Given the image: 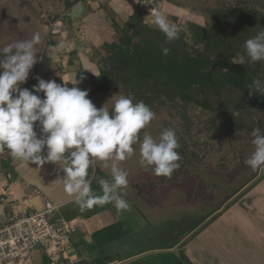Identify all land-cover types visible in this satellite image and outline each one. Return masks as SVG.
Listing matches in <instances>:
<instances>
[{
  "label": "rangeland",
  "instance_id": "obj_1",
  "mask_svg": "<svg viewBox=\"0 0 264 264\" xmlns=\"http://www.w3.org/2000/svg\"><path fill=\"white\" fill-rule=\"evenodd\" d=\"M27 1L30 8L34 10L36 6V10H38L37 0ZM92 1L84 0L89 5L86 8V14L89 12V7L91 8L93 5ZM105 1L106 3L109 2V0ZM44 2L40 0L42 7ZM125 2L127 7L123 9L111 3L106 6V10L101 9L99 11L104 25L103 28H100L102 29L100 30L101 38L96 40L100 41L97 44L98 47L103 43L119 42L121 35L110 22L117 20L120 23L117 22L118 26H123L133 13L136 4H140L142 1L127 0ZM178 2H184L186 6L191 8L195 5L200 8L212 5L211 0H178ZM45 4L50 7H58L59 2L46 0ZM143 5L147 9L144 20L150 26L158 28L153 23V17L156 11L166 14L165 8L162 9V3L160 5L154 3L156 9L148 4ZM3 7L0 3V35L8 33L14 41L28 40L32 38L34 33L38 32L37 30L28 32L32 28L27 27V21L23 15L12 10L11 16L15 17H9ZM9 9H11L10 4ZM59 11L56 10V12ZM51 13L54 14V12ZM81 19L70 20V18L65 17L64 20H58L53 18L51 20V24L53 23L51 37L55 38L66 28L70 29L71 27L76 30L74 25L78 26ZM46 20L49 21L48 18ZM168 20L178 25V22H174L170 17ZM188 20L199 25L204 24V18L201 14H192L187 10L185 14H180L179 23ZM7 23L11 26L9 27ZM109 28L113 29L115 34L109 35ZM96 33L99 31L96 30ZM82 36L86 39L85 34ZM41 43L36 46L37 49L40 48ZM77 78H79L78 74L76 75ZM57 83L62 84L63 82L57 80ZM79 88L81 90L89 89L86 84L81 83ZM117 96L99 95L91 101L98 109L103 107L105 103V106L111 107ZM154 113L155 118L141 130V137L147 133L154 139H158L161 131L165 128H172L175 132L179 129L178 120L172 119L169 110L161 109ZM189 113L192 118L199 114L197 110H190ZM165 124L168 125L165 126ZM192 140L207 144L199 148L200 162H195L188 169L189 176L181 178L177 183L166 181L161 184L159 177L154 174L153 166L141 164L139 143L133 146L135 153L132 157L118 162L119 167L128 173L129 183L121 189V194L131 205V211L119 214L125 219V226L128 230L127 235L123 236L124 239L118 242L119 245L123 246L122 250L124 251L122 252L126 250L127 253L134 254L156 248L171 250L170 248L178 243L179 250L177 248L174 252L163 253L162 257L157 255L156 258L154 255V258L162 260L163 264H264L263 170L259 171L254 179L226 201L229 194L233 190H238L254 173V170L245 164V160L249 158L255 147L251 138L244 133L228 134L223 130L217 135L200 134L195 138L193 137ZM0 153L5 158V154ZM108 163L109 167L106 168L104 162L98 160L94 162L95 170L92 173L95 172L96 182L101 178L111 180V161ZM260 174V179L254 182ZM0 182L3 183V180ZM32 189L28 186L24 191L35 197L36 194ZM13 191L14 194L17 192L19 193L18 196L21 195L16 186ZM224 202L225 204H223ZM233 202L235 203L231 205ZM108 205L112 215L118 214L114 202L108 203ZM226 205L231 206L227 209L228 206L225 208ZM223 208L224 211H222ZM218 212L220 213L216 215L218 216L216 220L213 222L210 220L204 224L207 219ZM182 241L183 243H181ZM69 253L72 252H66L65 255L67 256Z\"/></svg>",
  "mask_w": 264,
  "mask_h": 264
},
{
  "label": "trees",
  "instance_id": "obj_2",
  "mask_svg": "<svg viewBox=\"0 0 264 264\" xmlns=\"http://www.w3.org/2000/svg\"><path fill=\"white\" fill-rule=\"evenodd\" d=\"M57 1L63 10L60 14L54 11V15H61L62 20L70 18L67 13L72 7L84 2ZM211 1L212 5L191 8L174 0L190 13L201 14L204 24L191 20L179 23V17L170 16L178 26H186L172 42L144 20L145 5L136 4L123 26L119 27L117 20L110 22L121 35L119 42L93 47L90 59L97 64L98 77L90 75L80 65L76 68L79 78L85 77L81 84L89 87V99L99 95H130L134 103L143 101L153 112L167 109L172 119L178 120L180 167L170 178L158 176L161 184L177 183L189 176L188 169L195 162H200L199 148L207 143L196 142L193 137L217 135L225 130L228 134H247L253 140L255 127L264 131V95L249 94L254 79L264 80V61L245 65L231 62L238 53L244 52L245 41L264 27V0ZM99 8L107 9L106 5ZM89 10L94 9L89 7ZM49 41L47 36L46 42ZM163 48L170 50L167 55L163 54ZM190 110H197L199 114L192 118ZM3 153L1 171L10 169L13 159L7 150ZM259 171L254 170L252 177L238 190H233L226 201Z\"/></svg>",
  "mask_w": 264,
  "mask_h": 264
},
{
  "label": "clouds",
  "instance_id": "obj_3",
  "mask_svg": "<svg viewBox=\"0 0 264 264\" xmlns=\"http://www.w3.org/2000/svg\"><path fill=\"white\" fill-rule=\"evenodd\" d=\"M153 23L168 42L178 39L181 31L186 30V26L171 23L160 11L154 13ZM40 43L37 32L31 39L0 46V152L7 150L14 160L31 162L38 168L46 163L58 164L64 173L63 190L76 197L81 210L114 202L118 214L131 211V205L121 194L129 183L128 173L118 162L132 157L133 146L139 143L141 164L153 166L156 176L170 178L182 159L177 151L180 144L175 130L163 129L158 139L147 133L141 137V130L155 118L151 108L121 94L111 107L105 103L98 109L88 98L89 91L77 87L84 76L79 80L75 76L62 78V84L36 77L37 83L31 90L21 88L38 62L36 46ZM169 51L162 50L164 55ZM260 61H264V27L247 39L244 52L231 60L238 65ZM69 83L72 87L67 86ZM250 87V95H264V80L256 78ZM252 136L255 147L245 164L262 171L264 131L255 127ZM97 160L104 162L106 168L111 161V180L97 181L101 194L93 191L89 171Z\"/></svg>",
  "mask_w": 264,
  "mask_h": 264
},
{
  "label": "crops",
  "instance_id": "obj_4",
  "mask_svg": "<svg viewBox=\"0 0 264 264\" xmlns=\"http://www.w3.org/2000/svg\"><path fill=\"white\" fill-rule=\"evenodd\" d=\"M37 1L38 10H36V6L33 10L29 7L30 4L27 0H0V3L4 6L3 10L8 13L9 17H15L11 16L10 12L16 10L26 19L27 27L29 29L32 28L28 32L37 30L42 40L40 48L37 49L38 62L30 70L26 83L20 85V87L31 90L32 86L37 83L36 77L46 81L55 80L56 82L57 80L63 82L61 78L72 79L74 76L76 78L78 74L76 68L79 65L90 75L96 76L93 73L98 74L97 64L90 59V55L92 53V47H98L97 44L100 43V41L96 40L100 39L102 36L100 33L102 29L100 28H103L104 21L101 19L99 6H109V4L112 3L123 9L127 7V5L125 6L124 4L127 0H109L108 3H106L105 0H93L91 9L94 10L92 12L89 10L88 14H86L85 9L82 15L83 17H81L82 19L78 22V26L74 25L76 30L71 27L70 29L66 28V30L64 29V31L55 38L51 37V30L53 29L51 20L53 18L62 20V16H55L51 12L58 9L60 10L58 14H60L63 10L62 4L57 1L59 2L58 7H50L45 4L46 0H42V2L45 1L42 7L40 0ZM8 3L11 9H9ZM154 3L159 5L162 3V9L165 8L166 14L164 15H166L167 18L170 16L180 17V14H185V12H187L185 6L177 5V2L172 0H154ZM155 6L156 5H153L154 9H156ZM74 7L70 9L67 15ZM29 16L32 19H27ZM46 18H48L49 21H47ZM7 24L9 27L11 26V24ZM96 30H98L99 33H96ZM111 33L115 34L114 30L109 28L108 34L110 35ZM81 34H85L86 39L83 38L84 36ZM47 36L50 39L48 43L46 42ZM12 41L14 40L11 39V35L8 33L0 35V46ZM55 70H57V72H55ZM77 79L79 80V78ZM80 83L77 87H80ZM70 85L72 84L69 83L67 86L72 87ZM38 95L43 97V93H39ZM36 131L39 135L38 126L36 127ZM2 157L3 154L0 153V158L2 159ZM1 168L0 162V181L3 180V183L0 182V218L7 212L9 203H13L19 210H24L28 213L40 210L45 200L59 205L60 207L57 212L59 217L73 224L76 228L75 232L70 237V249L66 251L67 253H72H69V255L67 254L68 258L65 255V258L71 260L72 264H163L162 260L156 259V256L162 257L163 253L174 252L176 251L175 249L178 248V243H176L177 246L174 245L170 248V251L164 250V248H156L155 250H144L134 254H130V252L127 253L126 250L122 252L124 251L122 250L123 246L119 245L118 242L124 239L123 236L128 233L125 226V219L117 213L112 215L108 203L81 210L80 206L76 203V197L67 194L63 190V182L61 179H63L64 173L58 164L46 163L38 168L31 162L27 164L19 160H14L12 161L10 169L1 171ZM94 170L95 167L93 164L89 170L92 178L91 187L94 192L101 194L100 185L95 181V172L92 173ZM15 186L17 191L21 192V195L18 196L17 194L19 193L17 192L14 194L13 189ZM28 186L33 188L32 190L36 194L35 197H32V194H28L24 191ZM27 197L30 198V203L28 204L23 201ZM154 255L156 258H154ZM151 258L152 260H150ZM32 261L33 264H54L40 251L33 252ZM60 264H66V262Z\"/></svg>",
  "mask_w": 264,
  "mask_h": 264
},
{
  "label": "built area",
  "instance_id": "obj_5",
  "mask_svg": "<svg viewBox=\"0 0 264 264\" xmlns=\"http://www.w3.org/2000/svg\"><path fill=\"white\" fill-rule=\"evenodd\" d=\"M141 1V5H154L153 0ZM24 202L30 203V198ZM59 207L45 200L40 210L28 213L9 203L0 218V264H33L35 251L54 264H72L65 253L70 249V237L76 228L59 217Z\"/></svg>",
  "mask_w": 264,
  "mask_h": 264
},
{
  "label": "water",
  "instance_id": "obj_6",
  "mask_svg": "<svg viewBox=\"0 0 264 264\" xmlns=\"http://www.w3.org/2000/svg\"><path fill=\"white\" fill-rule=\"evenodd\" d=\"M85 9H86V4H85L84 2H80L77 6H75V7L72 9V11L68 14V16L70 17L71 20L80 19V18L82 17V15L84 14ZM263 173H264V170H263ZM260 176H261V174L259 175V177H257V178L255 179L254 182L258 181V180L260 179ZM249 187H250V186H249ZM242 191H243V190H242ZM242 191H241V192H242ZM238 195H239V194H238ZM227 206H228V205H226L225 208H226ZM222 211H224V208H223ZM222 211H221V212H222ZM219 213H220V212L214 214V216H212L211 218L207 219V220L205 221L204 224H206L207 222H209L210 220H212V219H213L214 217H216V215L219 214ZM192 234H193V233H192ZM192 234H191V235H192ZM183 241H184V240H183ZM183 241H182L181 243H183ZM169 251H170V250H169Z\"/></svg>",
  "mask_w": 264,
  "mask_h": 264
}]
</instances>
